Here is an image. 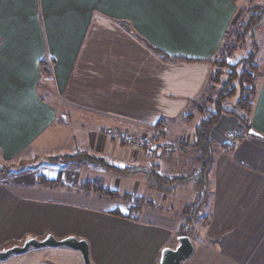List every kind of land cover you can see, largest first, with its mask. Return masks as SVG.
Returning a JSON list of instances; mask_svg holds the SVG:
<instances>
[{"label":"crops","instance_id":"1","mask_svg":"<svg viewBox=\"0 0 264 264\" xmlns=\"http://www.w3.org/2000/svg\"><path fill=\"white\" fill-rule=\"evenodd\" d=\"M238 9L237 0H0V163L37 158L56 172L25 184L0 180V249L74 235L87 241L90 264H159L161 250L177 245L179 209L197 198L192 170L209 157L186 145L164 158L152 140L165 142L201 95ZM258 77L249 127L264 135V58ZM236 116L223 114L210 132L208 203L199 207L207 220L189 234L193 252L183 264H264V137L249 135ZM199 119L182 121L191 129L181 124V136L191 141ZM133 135L157 158L132 149ZM78 151L100 160L64 157ZM39 176L61 184L47 187ZM91 178L152 206L131 215L129 202L81 190ZM0 264L84 263L77 250L42 247Z\"/></svg>","mask_w":264,"mask_h":264},{"label":"trees","instance_id":"2","mask_svg":"<svg viewBox=\"0 0 264 264\" xmlns=\"http://www.w3.org/2000/svg\"><path fill=\"white\" fill-rule=\"evenodd\" d=\"M247 11L248 17L246 21L237 23V20L229 27L227 35L232 33L233 41L227 42V40L225 42L227 36L225 37L217 56L211 60L215 68L208 78L209 84L207 83L204 93L191 102V107L184 117L186 122H191L195 113L201 115L198 123L195 125L193 139L190 141L189 138L183 136L181 141L186 144L188 143L192 147H198V153H200V155H208L209 157L207 160L203 161L199 169L194 167L192 170L193 174L190 175L194 177L198 190H202L200 192H204L205 194L208 192L207 190H203L204 185L207 184L205 166H207V162H211L210 155H212V150L210 148L212 142L210 132L217 124L219 118L223 114L237 115L236 117L239 120L240 127L246 129L250 128L249 115L253 109V104L257 95L256 79L259 73V64L256 61L258 44L255 39V30L263 23L264 3H253ZM237 52H240V55L236 54ZM39 67L43 74L49 73V65L46 59H42L39 62ZM216 84H220V88L216 96L213 97L212 91ZM236 92H238V98L234 103V111L223 108V105L226 104L230 97L232 98ZM236 111L239 113H236ZM156 126L158 128H164V119H160L156 123ZM200 155L197 157L199 160L202 159ZM64 157L71 160H100L88 151H78ZM39 177L41 178L39 182L50 188L61 184L58 180H42L43 176ZM152 177L157 180V172L152 171ZM188 177L189 176L182 175L176 177L174 180H186ZM80 188L86 193L94 191L98 193L99 196L111 200H124L129 202L128 211L131 215L140 213L144 206H152V202L143 196L132 197L131 194L119 195L115 190L104 187L99 178L83 181ZM198 200H200L199 194L194 202L183 207L179 235H189L191 233L192 228L189 224L200 215L199 207L201 201Z\"/></svg>","mask_w":264,"mask_h":264},{"label":"rangeland","instance_id":"3","mask_svg":"<svg viewBox=\"0 0 264 264\" xmlns=\"http://www.w3.org/2000/svg\"><path fill=\"white\" fill-rule=\"evenodd\" d=\"M237 2H238V7H239V9H238V12H237V15H236V17H235V19H234V21H237V23H239L240 21H246V19H247V17H248V11H247V9L248 8H250V6L253 4V3H260V4H263L264 3V0H237ZM233 21V22H234ZM236 23V24H237ZM255 33H256V41H257V44H258V47H259V50H258V53H257V55H256V61H257V63L259 64L261 61H262V59L264 58V18H263V23L255 30ZM228 40V41H227ZM232 42L233 41V34L232 33H230V34H228L227 35V38H226V40H225V42ZM236 54H238V55H240V52H237ZM219 59V58H218ZM214 63L212 64V63H210V71H209V76H210V74H212L213 73V70H214ZM257 75V74H256ZM209 76H208V78H209ZM258 80H259V77H258V75H257V79H256V86H257V84H258ZM207 83H208V79H207V81H206V84H205V88H206V85H207ZM209 84V83H208ZM205 88L203 89V91H202V93H201V95L204 93V91H205ZM220 88V84H216L215 85V88H214V90L212 91L213 92V97H215L216 96V93H217V91H218V89ZM238 98V92H236L233 96H232V98L230 97V99L228 100V102H226V104H224L223 105V108H226V109H229V110H232V111H234V109H235V106H234V103H235V101H236V99ZM184 116H185V114L184 115H182L181 116V120L182 121H185V119H184ZM199 117H201V115L200 114H198V113H195V116H194V123H196L197 122V120L199 119ZM74 121H75V119H73ZM182 121H179V124H178V126H176L175 125V127H172V129L171 130H168V135H169V137H170V139L171 140H173L174 142H175V144H177L178 146H174V145H171L170 147L168 146L169 144V142H165L164 143V141H161L160 143L158 142L159 141V139L157 140V136H156V139L155 140H152V144H153V141H155V145L156 144H158V145H163V147H162V150H161V153H162V155H163V157L164 158H169L168 157V155H167V153L168 152H170L172 149H177V151H178V153H180L181 154V151L183 150V148L181 147V146H186V145H189L188 143L186 144V143H183L182 141H181V135H182V132H183V129H182V127H180L181 126V124H182ZM177 123H178V121H177ZM182 126H185L186 128H188V130L189 129H191V126L190 125H187L186 123H184L183 122V124H182ZM229 131H226V134L228 133ZM148 137L149 136H151V138H152V133H150L149 135H147ZM232 141V139L230 138V142ZM149 144H151V142L149 141ZM154 145V146H155ZM213 146H215L216 147V145H213ZM188 148V147H187ZM192 148V147H191ZM216 148H218V147H216ZM56 150V149H55ZM63 150H68V149H63ZM179 150H181V151H179ZM220 149H217V151H219ZM160 151V150H159ZM221 151V150H220ZM53 152H54V150H53ZM172 152V151H171ZM183 152V151H182ZM222 152V151H221ZM126 153H129L130 155H131V152L126 148ZM141 154H142V158H147L148 157V159L150 160V159H155V158H157V150L155 149L153 152H151L150 154H151V156H145V154H143L142 152H140ZM223 153V152H222ZM43 155H45V154H47V153H42ZM228 154V153H227ZM27 155V154H26ZM26 155H25V158H26ZM123 155H121V157H122ZM31 156L29 155L27 158L28 159H31L30 158ZM174 162H175V164L176 163H178V164H180V163H182V161L178 158V160L177 161H175L174 160ZM47 164V163H46ZM177 165V164H176ZM3 167L5 168V170H3V173L4 174H2V176H1V178H0V180H1V182H4V183H7V184H17V183H19V182H23L24 184L26 183V181L27 180H29V181H33L34 179H35V177H36V173L37 172H43V173H46V174H48L49 176H52V177H55L56 176V172L55 171H52L53 170V168L54 167H52V166H50V164H47V165H41V164H39V161H38V159L37 158H35L32 162L30 161L29 163H28V165H25V164H22V165H14V164H12V165H3ZM99 169L100 168H102V166H100V165H98L97 166ZM125 167V166H124ZM36 168V169H35ZM149 168H153V167H149ZM155 168V167H154ZM17 169L18 170H21L20 172H16L17 171ZM33 169H35V171L33 170ZM128 170H130L129 168H124V171H128ZM22 176H26V177H22ZM119 177H121V179L122 180H124V179H126L125 177H127V176H125V177H122V175H118ZM134 176H136V178L139 176V178H140V186H145L146 185V182H147V184H148V181H147V179L145 180V178H146V176H145V174L144 173H138V174H136V175H134ZM151 178H152V176H151ZM92 179V178H91ZM90 179V180H91ZM102 179V178H101ZM153 179L155 180V178L153 177ZM103 181V180H102ZM157 182V181H156ZM103 185H104V182H103ZM105 187H106V185H104ZM13 188L15 189V190H18V187L17 186H13ZM21 191H23L24 192V190H22L21 188H19ZM94 192V191H93ZM200 189L197 191V195L199 194V197H200V200H198V201H201V202H204V201H207L208 199H207V194H208V192H207V194H205L204 192H200ZM204 195H205V198H206V200L204 199ZM132 196V195H131ZM122 201H124V200H122ZM207 203H208V201H207ZM114 207V206H113ZM182 210V209H181ZM181 210L179 209V213H178V215H179V219L181 220V218H182V214H180L181 213ZM149 212H146V216L148 217L149 216ZM206 216V214L205 215H203V216H201V214L198 216V218L197 219H199V222H198V224H193L192 225V229H191V233H190V235H192V234H194L195 232H197L198 230H199V226H201L200 224L202 223V221H203V219H204V217ZM206 218V220H207V216L205 217ZM180 228H181V226H180V224H179V227H178V229H177V235L179 234V231H180ZM195 228V229H194ZM196 236V235H195ZM30 238V237H29ZM28 239V238H27ZM24 242V241H23ZM19 245H21V244H19ZM10 246H12V245H10ZM10 246H7V245H5V246H3V247H1V249L0 250H2V249H6L7 247H10ZM34 248H30V249H28L26 252H28V251H32ZM26 252H24V253H26ZM24 253H21V254H24ZM14 255H19V254H12V255H10L9 257H7L6 259H3V260H0V261H4V260H7V259H10L11 257H14Z\"/></svg>","mask_w":264,"mask_h":264},{"label":"water","instance_id":"4","mask_svg":"<svg viewBox=\"0 0 264 264\" xmlns=\"http://www.w3.org/2000/svg\"><path fill=\"white\" fill-rule=\"evenodd\" d=\"M251 136L264 137L252 128L247 132ZM4 169L0 163V171ZM42 247H68L80 252L83 263L90 264L89 246L85 239L77 238L74 235H68L63 238H56L52 234H47L42 239L30 237L21 245H12L6 249L0 250V260L6 259L12 254H21L30 248ZM193 252V243L187 234H181L177 237V245L175 247H164L161 250L159 264H183Z\"/></svg>","mask_w":264,"mask_h":264},{"label":"built area","instance_id":"5","mask_svg":"<svg viewBox=\"0 0 264 264\" xmlns=\"http://www.w3.org/2000/svg\"><path fill=\"white\" fill-rule=\"evenodd\" d=\"M163 136H164V140H165V142H169L168 144V146L170 147L171 145H176L175 144V142L173 141V140H171L170 139V137H169V135L167 134V133H164L163 134ZM227 136L229 137V138H231V139H233L234 138V132H228L227 133ZM164 142V143H165ZM143 143L139 140V139H135L134 138V135H133V137H131L130 138V140H129V145H130V147L132 148V149H141V148H143L144 150H145V152H147V154H150L151 152H153V150H152V148H151V146H145L144 147V145H142Z\"/></svg>","mask_w":264,"mask_h":264}]
</instances>
